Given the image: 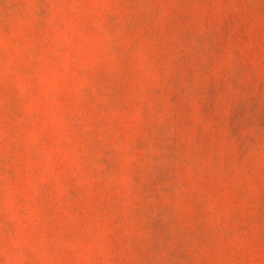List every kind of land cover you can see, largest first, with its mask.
I'll return each mask as SVG.
<instances>
[{
	"label": "rangeland",
	"instance_id": "374dc122",
	"mask_svg": "<svg viewBox=\"0 0 264 264\" xmlns=\"http://www.w3.org/2000/svg\"><path fill=\"white\" fill-rule=\"evenodd\" d=\"M0 264H264V0H0Z\"/></svg>",
	"mask_w": 264,
	"mask_h": 264
}]
</instances>
